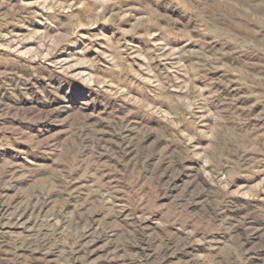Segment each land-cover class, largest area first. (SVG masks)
Segmentation results:
<instances>
[{
  "label": "rangeland",
  "instance_id": "374dc122",
  "mask_svg": "<svg viewBox=\"0 0 264 264\" xmlns=\"http://www.w3.org/2000/svg\"><path fill=\"white\" fill-rule=\"evenodd\" d=\"M0 264H264V0H0Z\"/></svg>",
  "mask_w": 264,
  "mask_h": 264
}]
</instances>
